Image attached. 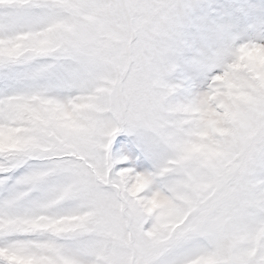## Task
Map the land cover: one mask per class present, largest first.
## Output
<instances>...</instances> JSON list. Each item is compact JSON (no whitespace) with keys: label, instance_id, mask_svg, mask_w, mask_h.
Returning a JSON list of instances; mask_svg holds the SVG:
<instances>
[{"label":"snow or ice","instance_id":"snow-or-ice-1","mask_svg":"<svg viewBox=\"0 0 264 264\" xmlns=\"http://www.w3.org/2000/svg\"><path fill=\"white\" fill-rule=\"evenodd\" d=\"M0 264H264V0H0Z\"/></svg>","mask_w":264,"mask_h":264}]
</instances>
